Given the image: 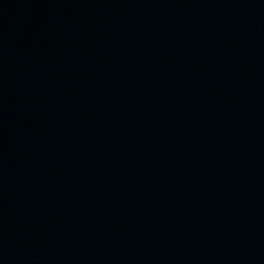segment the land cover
<instances>
[{
  "label": "water",
  "instance_id": "obj_1",
  "mask_svg": "<svg viewBox=\"0 0 264 264\" xmlns=\"http://www.w3.org/2000/svg\"><path fill=\"white\" fill-rule=\"evenodd\" d=\"M0 264H264V0H0Z\"/></svg>",
  "mask_w": 264,
  "mask_h": 264
}]
</instances>
